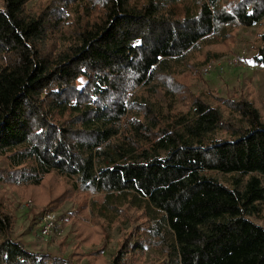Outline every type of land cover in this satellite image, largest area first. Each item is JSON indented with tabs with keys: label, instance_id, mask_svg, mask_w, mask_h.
Here are the masks:
<instances>
[{
	"label": "trees",
	"instance_id": "trees-1",
	"mask_svg": "<svg viewBox=\"0 0 264 264\" xmlns=\"http://www.w3.org/2000/svg\"><path fill=\"white\" fill-rule=\"evenodd\" d=\"M29 1L0 0V160L10 168L0 180L38 186L54 173L106 198L130 192L159 213L175 264H264V227L251 219L264 202L258 111L243 99L195 98L181 111L136 96L160 84L186 97L175 77L188 55L264 26V0ZM253 61L264 66V32ZM7 211L0 201V264H75L13 240Z\"/></svg>",
	"mask_w": 264,
	"mask_h": 264
},
{
	"label": "rangeland",
	"instance_id": "rangeland-1",
	"mask_svg": "<svg viewBox=\"0 0 264 264\" xmlns=\"http://www.w3.org/2000/svg\"><path fill=\"white\" fill-rule=\"evenodd\" d=\"M47 0H30L31 9ZM1 5V2H0ZM230 37L214 36L199 44L180 65L176 85L185 89V96L173 92V86L156 84L136 92L137 101L146 98L159 108L165 103L186 111L195 98L220 106L223 100H246L264 120V66L253 61L256 42L264 32L263 25L238 26L229 30ZM84 78L74 86L82 88ZM181 90V91H182ZM174 94H173V93ZM227 118L229 112L226 113ZM0 170L9 171L6 160ZM226 182L227 176L211 173ZM98 190H89L74 179L47 175L40 185H13L0 180V201L11 216L12 239L32 253L67 259L75 264H111L120 255L121 264H175L172 242L161 234L164 221L152 219L133 194L122 192L112 197ZM254 223L264 227V202L259 205ZM55 216L50 234L43 235L44 215ZM162 235L160 238L157 234Z\"/></svg>",
	"mask_w": 264,
	"mask_h": 264
},
{
	"label": "built area",
	"instance_id": "built-area-1",
	"mask_svg": "<svg viewBox=\"0 0 264 264\" xmlns=\"http://www.w3.org/2000/svg\"><path fill=\"white\" fill-rule=\"evenodd\" d=\"M44 224L41 226V232L43 235H48L51 233L53 228V223L55 221V216L52 213H46L44 215Z\"/></svg>",
	"mask_w": 264,
	"mask_h": 264
}]
</instances>
